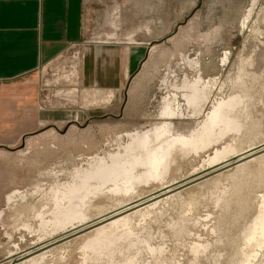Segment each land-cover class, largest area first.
<instances>
[{"label": "rangeland", "instance_id": "obj_1", "mask_svg": "<svg viewBox=\"0 0 264 264\" xmlns=\"http://www.w3.org/2000/svg\"><path fill=\"white\" fill-rule=\"evenodd\" d=\"M81 18L79 39L36 72L40 125L0 148V172L10 176L0 179L8 187L0 264L47 245L51 227L41 224L52 217V191L130 133L166 122L174 136L197 135L214 106L236 103L224 136L196 155L177 154L161 178L135 181L125 197L88 189L87 219L185 180L215 151L264 143V0H84ZM193 86L196 108L185 101ZM109 90L110 106L90 105ZM256 158L132 216L131 234L100 256L83 249V234L24 261L52 249L36 264H264V241H248L264 196V154Z\"/></svg>", "mask_w": 264, "mask_h": 264}, {"label": "bare ground", "instance_id": "obj_2", "mask_svg": "<svg viewBox=\"0 0 264 264\" xmlns=\"http://www.w3.org/2000/svg\"><path fill=\"white\" fill-rule=\"evenodd\" d=\"M196 92V86H193L190 89L189 94L185 96V101L191 108H196ZM114 93L115 92L113 90H109L108 94L102 96L97 92L94 94V102H92L90 105L110 106L114 98ZM235 106L236 103L232 101L228 103H218L216 106H214L213 112L209 114L207 123L201 130L199 129L200 132H198L197 135L195 132L193 135L186 138L182 136H174V134L171 132V124L166 122L158 124L151 129H142L128 134L126 136L127 142H124L125 144L119 146L115 153H110L104 155V158L93 160L88 164V167L85 170H83L81 173L79 172L80 175L77 178L78 180L72 183V185L70 184L67 187L64 186L62 189L56 188L52 191L53 209L50 208L52 210V217L50 221L42 222L41 224L43 229L46 227H51V236L46 241L47 245L53 243L54 241H59V239L70 232L83 229L90 223H93L96 220H102L108 215L113 214L114 215L107 223L98 226L91 232L83 235V238L85 237V241L82 246L83 249L86 252L89 251L90 254L100 256L104 254L105 251H108V248L112 246L117 240L130 235L132 229L130 221L132 216L148 212L159 203L168 200L173 195L166 196L160 200H154L153 202L144 206L145 208L142 207L137 209V211L134 210L135 212L133 211L128 215L119 214L122 209L127 207V205L142 200V198H137L135 201L128 202L121 206L119 205V207L113 211L107 212L96 219L90 220L87 219L85 213L83 212L86 195H89L88 193L86 194L88 189L91 190L90 188H92L96 191L97 189L100 190V188L102 189L103 187H107L111 190V192L113 191L117 195L120 194L121 197H125L133 190L132 184L135 181L142 178L147 180H157L161 178L167 173L172 161H174L177 154L181 153L186 155L192 153L193 155H196L198 151L210 147L211 145L215 144L222 136H224L225 131L230 129L234 123L232 112ZM162 115L167 117L166 119L163 118L164 120L174 119L170 117L172 116L170 111H164ZM256 147L258 146L251 147L245 151H238L234 147H226L222 151H215L214 155H211L212 157L209 156L210 158H208L207 161L205 160L206 164L204 168L198 172H194L188 178L196 176L215 167L225 165L226 163H229L230 161L245 155ZM256 159L257 158L255 157L253 160L251 159L245 163L243 162V164H238L229 171H239V169L245 167L248 163H251ZM171 185L163 186L155 193L167 189ZM89 193L91 192L89 191ZM152 194L154 193H151L146 197ZM11 196V194L8 195V202L10 201V198H12ZM256 235H258L262 241H264V196L262 200V209L253 223V231L250 234V237H248V241L255 240ZM70 242L71 241H63L59 246ZM43 246L45 245L38 247V249ZM51 250L49 249L48 251L42 252L39 255L24 261L26 257L33 256L38 253L36 252L37 250H33L30 253L21 256V263L19 262L17 264H36L41 260L43 261V259L46 258L45 256ZM14 255L15 254L9 255L8 260L17 259V257L13 258ZM7 264H9V262Z\"/></svg>", "mask_w": 264, "mask_h": 264}, {"label": "crops", "instance_id": "obj_3", "mask_svg": "<svg viewBox=\"0 0 264 264\" xmlns=\"http://www.w3.org/2000/svg\"><path fill=\"white\" fill-rule=\"evenodd\" d=\"M83 3L0 0V148L15 146L40 125L36 72L79 39Z\"/></svg>", "mask_w": 264, "mask_h": 264}, {"label": "water", "instance_id": "obj_4", "mask_svg": "<svg viewBox=\"0 0 264 264\" xmlns=\"http://www.w3.org/2000/svg\"><path fill=\"white\" fill-rule=\"evenodd\" d=\"M262 154H264V144L256 147L255 149L251 150L250 152L246 153L245 155H243L239 158H236V159L230 161L229 163H226L225 165L215 167L213 169L204 171V172H202L196 176H193L191 178L182 180L180 182H176L173 185L169 186L167 189H164L162 191L154 193V194H152V195H150V196H148V197H146V198H144L138 202H134L132 204H129V205H127V207L122 209L119 214H122V215L130 214L134 210L142 208V207L146 206L147 204L153 202L154 200H160L162 198H165L166 196L173 195V194H176L178 192H182V191L189 189V188H191V187H193L199 183H202V182H204V181H206V180H208L214 176L222 174V173L226 172L227 170H230L231 168L235 167L238 164L249 161V160H251L255 157H258ZM113 215H109V216H107V217H105L99 221H94L93 223H90L89 225H87L83 229L70 232L67 235H65L64 237H62L61 239H59V241H54L53 243L45 245V246L37 249L36 252H39V251H41L44 248H47L49 246H54L58 243H62L63 241H69V240L77 238L83 234H86V233L92 231L93 229H95L96 227L107 223L110 220V218H112ZM21 258L22 257H18L17 259L7 260V262H9V264H17L20 262Z\"/></svg>", "mask_w": 264, "mask_h": 264}]
</instances>
